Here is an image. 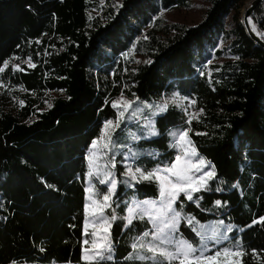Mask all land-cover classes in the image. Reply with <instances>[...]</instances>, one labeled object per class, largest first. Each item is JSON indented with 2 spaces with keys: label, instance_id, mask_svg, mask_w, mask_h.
<instances>
[{
  "label": "trees",
  "instance_id": "16d2710c",
  "mask_svg": "<svg viewBox=\"0 0 264 264\" xmlns=\"http://www.w3.org/2000/svg\"><path fill=\"white\" fill-rule=\"evenodd\" d=\"M209 1L200 22L187 27L166 23L161 12L187 9L193 0H119L97 16L98 3L89 0H0V67L13 59L35 65L0 72V264H86L90 145L116 119L119 95L152 102L173 93L192 102L196 118L189 123L169 105L155 118V137L129 143L117 132L121 153L142 171L171 167L187 131L215 175L193 200H178L176 210L194 221H182L178 234L199 247L191 226L223 221L218 236L223 225L230 230L209 254L238 246L243 264H264V223L257 222L264 217V47L240 23L249 0ZM252 21L264 33V0ZM131 50L146 61L125 59ZM212 55L230 59L208 63ZM122 160L119 154L114 168L115 251L102 264H151L126 259L151 231L149 221L125 225L122 218L133 202L157 200L159 186L130 180Z\"/></svg>",
  "mask_w": 264,
  "mask_h": 264
},
{
  "label": "snow or ice",
  "instance_id": "6c2138e0",
  "mask_svg": "<svg viewBox=\"0 0 264 264\" xmlns=\"http://www.w3.org/2000/svg\"><path fill=\"white\" fill-rule=\"evenodd\" d=\"M252 31L257 32L258 35H264L260 33L255 25L252 26ZM31 67H35L34 64L30 63ZM8 67V62L5 61L3 66L0 67V72H3ZM15 70H21L19 66L15 67ZM23 103V102H21ZM193 103H195L193 101ZM123 106L127 108L130 106L127 101H115L113 102V107ZM167 105L162 106L161 110L166 109ZM123 112L120 113L123 116ZM196 116L190 118L195 119ZM117 121L113 125L112 121H108L106 124V129L118 126ZM153 134H156L153 132ZM110 139V138H109ZM178 142L181 147L184 148V155H196L194 146H192L191 141L188 139V132L184 131L179 134ZM96 147V142L93 143V148ZM107 147V145H105ZM90 162V175L96 174L92 171V166L94 161L92 157L89 158ZM200 166H207L203 159L199 160ZM193 167H196V171H200L199 166L191 165L190 161H183L180 156L176 157V163L172 164L171 167L164 169H157L155 171H142L140 168H136L133 172L131 168L127 170V175L130 180H154L159 186V207H156V201H144L143 204L149 206V210H145L140 213L139 218L143 219L147 215L148 219L153 223L155 231L144 232L143 238L151 239L147 243L144 239H139L137 242L131 245L132 253L126 257L128 260H140V261H150L151 264H243V256L245 251L240 247L229 248L225 247L222 250H216L214 253H210L208 246L209 240H219L220 237L217 233H213L211 237L206 236L202 233L201 244L199 247H194L192 243L184 240L182 238H176L177 225L180 219V213L173 208V204L178 199L180 193H185L188 200H193L192 193L200 191L202 187L207 186V180L205 177L211 179L215 173L214 171H208L204 173L203 176L194 177ZM163 173V174H161ZM137 174H139V180L137 179ZM101 183H108V181L101 180ZM117 187V181L111 180L108 193L103 195L102 202H98L89 196L91 204L86 205V214H90L94 219L91 221H85L84 225V235L88 236V228L91 226L94 230L91 232L93 239H85L83 244L86 246L84 248L83 259L86 264H102L103 261H108L113 259L114 246L111 238V221L117 219L116 215L111 216V220L103 215L104 209L110 207L109 201L111 196L115 194ZM91 193V189H89ZM219 204V201L217 202ZM137 209L131 208L129 210V215L126 217L127 223L130 225L132 223L133 217L136 215ZM171 214V215H170ZM125 219V218H122ZM192 223V219L189 218L188 221ZM258 223H264V217L257 221ZM223 224V221L220 222ZM230 230V229H229ZM103 233V235H99ZM43 251V249H41ZM143 253V254H142Z\"/></svg>",
  "mask_w": 264,
  "mask_h": 264
},
{
  "label": "rangeland",
  "instance_id": "374dc122",
  "mask_svg": "<svg viewBox=\"0 0 264 264\" xmlns=\"http://www.w3.org/2000/svg\"><path fill=\"white\" fill-rule=\"evenodd\" d=\"M89 2H92V3L97 2L98 3L97 5H98L99 9H93V11H92V13H94L97 16V15H100L108 7L117 4L119 2V0H89ZM250 3H251V0L245 2L244 5L242 6V8L240 9L241 17H242V14L244 13V10H246L249 7ZM209 6H210L209 0H193V2L191 3V6L189 8H187V9H172V10H168V11H163V12H161V16L163 17V19L165 20L166 23L180 24V25H185L187 27H190V26H194L200 22V20L204 17L205 12ZM229 22H230V20L228 18L226 20V23L228 24ZM240 23H242V20L240 21ZM249 25L251 26V29H252V26L254 25L252 20H249ZM224 45H226V43L224 41L223 42L221 41L218 43L217 48L221 49L222 47H224ZM124 57H125V59H127V58L134 59L132 64H138V63H142V62L146 61V58L144 55L136 53L133 50H131L129 53H127ZM228 59H230V57H228V56H222L220 58H216L214 55H212V57L208 61V63H220V62L226 61ZM23 65L28 67V68H32L29 64L28 59H25V60L13 59V60L8 62V67H11L12 70H15L16 66H19V68L22 69ZM15 71H20V70H15ZM121 100L129 102L130 106L127 108H124L123 106L114 107L115 112H116V119L113 120L112 122H113V125H115L116 122L118 121L119 125L106 129L105 126H106L107 122L104 123L102 126V129H101V133H100L99 138H97L96 140H94L92 142V144L90 145V147L87 151L86 161H87L89 171H88V174L86 175V178H85V206L91 204V200L89 199L90 195L92 196V199H95L98 202H102L103 195L108 193L111 180H115L114 168H115V166H117L119 154L120 155L123 154V160H122V162L120 161V163L123 167L124 175L129 178V176L127 175V170L129 168H131L133 172L135 171V168L133 167V163L131 162V158H130L131 156L129 155V153L124 154L123 152L121 153V151H120L121 149L117 144V140L115 139V138H117V132L119 134L124 133V135L127 137V139H128L127 141L129 143H135L141 139H150V138L155 137L156 134H153V132L156 133L157 130L155 129L154 121H155L156 117H158L159 115H161L162 113L165 112L166 109L161 110L162 106H164L165 104L167 105V107L169 105L177 106L188 116L189 119L193 116V114H195V116H197V114H198V112L193 108L192 102L190 100L183 98V97H180L176 93H173L172 95H169V96H163L160 100L152 101V102H145V101H141V100H137V99L127 98L124 95H119L118 97H116L113 100V102L121 101ZM113 102H112V105H113ZM121 112L124 113L123 116L120 115ZM170 134H172V132ZM178 138H179V136H178ZM178 138H177V141L175 143V148L177 151L176 157L180 156L182 159V162L187 160V161H190L191 165L200 167V171H196V167H193L194 177H200V176H203L204 173H206L208 171H214L212 165L207 163L202 157H200L197 154V152H196V155H194V156L193 155L185 156L184 155V148L181 147V144L178 142ZM188 139H189V137H188ZM94 142H96L95 148H93ZM105 145H107V147H105ZM128 148H129V146H128ZM90 157H92V159L94 161V164L92 166V171H94L96 173L94 175L89 174L90 173V162H89ZM176 157H175V161L173 162V164L176 163ZM200 159H203L207 166H200L199 165ZM158 169H164V168H158ZM214 173H215V171H214ZM161 174H163V173H161ZM213 177L211 179L205 177V179L207 180V183L210 180H212ZM137 179L139 180V174H137ZM101 180L108 181V183H101L100 182ZM140 181H142V180H139V182ZM89 189H91V193L89 192ZM203 189H205V187H202L200 189V191H202ZM194 193H196V192H193L192 196ZM180 197H184L186 200H188L186 198L185 193H180L178 199L173 204L174 209H176V205H177V202L180 199ZM112 198H113V195L111 196V199L109 201L110 207H106L104 209V213H103V215L105 217H107L109 220H111L112 215H116L115 212H113V210H112ZM159 199H160V197H158L157 200L148 199V200H144V201H156L157 202L156 207H159L160 206L159 205ZM144 201L133 202L131 204L130 208L126 212V216L124 219L125 225H129L127 223L126 217H128L129 210L131 208L135 207L137 209L136 215L133 217L132 221L135 218H138L140 216L141 212H143L145 210H149V206H146L143 204ZM85 206H84V225H85L86 219L89 221L94 219L90 214H86ZM144 218H146L150 223V226H151L150 233L154 232L155 229H154L153 223L148 219L147 215H145ZM182 221H184L186 224L190 225V223L188 222L189 218L187 219V218L183 217L180 213V219H179L178 225H177V232L175 234L177 239H180V238L184 239L181 235L178 234L179 225ZM113 223H114V221H111V227H112ZM192 223H194L193 220H192ZM84 225H83V239H82V260H84L83 254H84V248L86 247L83 244V241L85 239H88V240L93 239V237L91 236V232L94 230L91 226H89V228H88L89 235L85 236L84 235ZM191 227H192L193 231L195 232V234L199 238V244H201V235H198V233H202V234L209 236V237H211L214 232L218 234L220 231V228H221V223L219 220H215L213 225H211V223L209 222V223H205V224H200V223L194 224ZM228 231H229V227L227 229V226L223 225V234L221 235L220 238H224L226 235V232H228ZM110 232H111V228H110ZM99 235H103V233H99L98 236L95 238L98 239ZM213 242H215V241L214 240L208 241L209 249H212L210 244H212ZM34 264H36V263H34Z\"/></svg>",
  "mask_w": 264,
  "mask_h": 264
},
{
  "label": "water",
  "instance_id": "95a60500",
  "mask_svg": "<svg viewBox=\"0 0 264 264\" xmlns=\"http://www.w3.org/2000/svg\"><path fill=\"white\" fill-rule=\"evenodd\" d=\"M263 0H251V3L249 7L244 10V13L242 14V25L245 28L248 35L253 38L257 44L264 47V44L260 41L259 38L255 35V33L252 31L251 26L249 25V20H252V14L255 8L262 2Z\"/></svg>",
  "mask_w": 264,
  "mask_h": 264
}]
</instances>
